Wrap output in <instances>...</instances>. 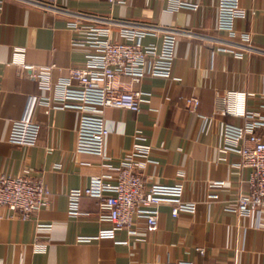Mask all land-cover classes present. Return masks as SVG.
I'll return each mask as SVG.
<instances>
[{
  "label": "crops",
  "instance_id": "obj_1",
  "mask_svg": "<svg viewBox=\"0 0 264 264\" xmlns=\"http://www.w3.org/2000/svg\"><path fill=\"white\" fill-rule=\"evenodd\" d=\"M176 1L0 0V175L41 176L49 190L46 204L26 219L0 207V264H264L263 220L233 211L238 194L248 190L249 170L237 166L239 158L224 148L220 132L222 123L243 120L213 115L215 93H254L246 106H257L264 88V0H239L247 14L235 20L234 38L217 29V0H180L197 4V10L178 8ZM71 22L108 27L120 42L126 41L125 30L144 31V45L160 46L166 34L175 36L171 78L118 79L119 88L150 96L138 112L104 109L110 130L106 160L76 150L80 112L73 107L39 106L35 145L8 140L12 121L23 117L31 96L55 97L53 89L38 88L30 70L10 63L12 50L25 48L32 72L51 67L55 84L92 51L72 43L81 33L69 28ZM188 96L199 100L196 113L183 101ZM137 133L150 146L140 170L145 186L180 183L183 199L196 210L173 218L171 206L162 204L153 231L136 218L132 232L118 229L111 238L98 237L113 228L107 207L85 196L72 215L68 192L94 176H113ZM214 182L222 183L211 187Z\"/></svg>",
  "mask_w": 264,
  "mask_h": 264
},
{
  "label": "built area",
  "instance_id": "obj_2",
  "mask_svg": "<svg viewBox=\"0 0 264 264\" xmlns=\"http://www.w3.org/2000/svg\"><path fill=\"white\" fill-rule=\"evenodd\" d=\"M110 4H122L128 0H106ZM176 7H190L197 10V4L176 1ZM247 14L239 0H217V29L236 36L234 22ZM69 28L76 34L73 44L87 45L92 48L85 61L79 66L69 68L67 76L55 84L49 79L51 67L32 72V66L25 62V48L12 50L10 63L31 71V77L38 82L40 90L53 89L52 99L31 96L25 114L11 123L8 140L12 144L33 146L37 142L40 125L35 119V112L41 105L51 108L73 107L80 112L77 126L76 150L107 159L105 142L110 130L104 118L105 108H121L133 112L140 110L142 103L149 102V93L134 92L119 88V78L126 77L138 82L143 78L172 76L175 36L166 34L160 46L142 44L144 31H124L125 42L113 40L108 27L87 26L82 28L77 22L69 23ZM82 28V29H81ZM248 45L249 36H241ZM240 56V55H239ZM73 82L77 85L74 86ZM254 93L227 91L215 93L213 115L241 118V124H221L224 148L237 154V166L249 170L246 182L248 190L238 194L234 212L257 217L264 225V88L259 94V101L254 109H248L246 100ZM74 101L71 105L67 101ZM188 110L196 113L199 100L195 96L184 97ZM205 118V117H204ZM137 141L132 150L114 168V175L101 174L89 180L83 188L68 192L69 213H78L81 197L96 198L107 207V218L112 223L111 230H102L98 237H113L114 231L127 229L132 232L136 218L146 222V228H156L158 208L162 204L171 206L170 214L176 218L181 213L193 214L196 204L183 199V186L150 184L145 186L140 170L149 161V144L137 133ZM222 182H214L211 187H219ZM49 195L41 176L0 175V207L16 212L22 219L28 218L44 204ZM210 198H216L211 194ZM89 241V238H79ZM178 264H191L190 262ZM225 264H234L227 262Z\"/></svg>",
  "mask_w": 264,
  "mask_h": 264
}]
</instances>
